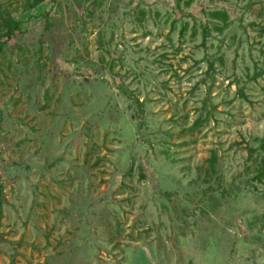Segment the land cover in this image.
Segmentation results:
<instances>
[{
	"label": "rangeland",
	"instance_id": "1",
	"mask_svg": "<svg viewBox=\"0 0 264 264\" xmlns=\"http://www.w3.org/2000/svg\"><path fill=\"white\" fill-rule=\"evenodd\" d=\"M22 4L0 264H264V0Z\"/></svg>",
	"mask_w": 264,
	"mask_h": 264
},
{
	"label": "trees",
	"instance_id": "2",
	"mask_svg": "<svg viewBox=\"0 0 264 264\" xmlns=\"http://www.w3.org/2000/svg\"><path fill=\"white\" fill-rule=\"evenodd\" d=\"M47 0H23V4H22V8L24 11H30L35 9L36 7L42 5L43 3H45ZM51 3H55V0H49ZM189 3H186V5H188ZM178 9V5L176 6ZM3 12V11H1ZM209 19H213L216 21H221L222 23H226L227 20V15L225 12H221V11H215L212 12L210 14H208ZM23 26V22L21 21H16L13 19V17L11 15L4 17V15L1 16L0 14V55L3 53V50L6 48L7 43L9 41H11L13 39V37H15V35L21 30ZM186 29V25L181 29L180 31V35L183 34V32ZM219 29V28H218ZM207 31L206 28H204L203 33H205ZM205 39V38H204ZM212 68V64H210V69ZM241 97L245 98L244 95H241ZM140 104V103H138ZM141 106V104H140ZM0 119H1V115H0ZM264 147L261 145V149H263ZM254 150H249V156L248 157H253ZM215 162V158L212 157L210 159V169H213V165ZM207 175V177L210 175H208L207 173H205ZM198 175V173H197ZM264 175V173L261 171L257 172V175L255 176V178L258 182L262 181V176ZM5 196H4V187L2 184V178L0 176V229L2 226V220L4 218V213H3V209H4V204H5ZM259 222L261 225V228H263L264 230V212L259 215ZM264 233V231H263ZM258 234L262 237H264L262 235V233H260L258 231ZM258 235V236H259ZM0 239H1V233H0ZM262 239V238H261Z\"/></svg>",
	"mask_w": 264,
	"mask_h": 264
}]
</instances>
